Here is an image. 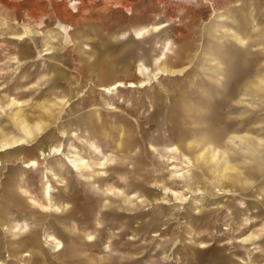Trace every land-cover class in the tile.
Segmentation results:
<instances>
[{"label": "rangeland", "instance_id": "rangeland-1", "mask_svg": "<svg viewBox=\"0 0 264 264\" xmlns=\"http://www.w3.org/2000/svg\"><path fill=\"white\" fill-rule=\"evenodd\" d=\"M77 1L71 13L70 0H0V147L26 140L0 151V264H264V219L232 218L252 213L239 202L253 193L213 196L211 185L208 193L187 185V173L194 182L200 171L192 141L221 137L205 125L228 95L216 63L236 48L244 75L253 69L244 51L264 55L253 43L230 46L225 27L264 36V0ZM105 49L115 57L105 59ZM125 62L144 71L140 81L133 67L121 70ZM116 80L147 85L98 91ZM247 108L253 114L235 121L263 115ZM54 148L63 155L44 156ZM31 160L41 166L27 167ZM198 192L223 209L199 203ZM199 209L213 219L206 233L185 217Z\"/></svg>", "mask_w": 264, "mask_h": 264}, {"label": "crops", "instance_id": "crops-1", "mask_svg": "<svg viewBox=\"0 0 264 264\" xmlns=\"http://www.w3.org/2000/svg\"><path fill=\"white\" fill-rule=\"evenodd\" d=\"M262 10L261 13L264 14V9ZM242 39L245 43L243 42L240 44L236 38V42L230 40V46L250 47V43H253L258 45L262 52H264V36L261 38L258 37L257 39ZM219 40L222 41V39ZM250 51L251 50L249 49V52ZM237 52L238 50L236 48L235 50L230 49L228 63L231 61L239 63L233 58L235 55L238 57ZM244 52L245 58H248L245 63L246 68L248 69L251 67L253 69L248 70L244 75H240V77L234 76L231 78V76L225 72L227 64L226 60L216 63L220 70L214 77L219 78L216 81L217 85H223V90L226 89L228 95H225L224 91L222 93L223 96H221L220 99L215 100L214 103L219 105V107L216 108L219 110L218 113H216V116L218 115V117H216L217 119L215 121L208 120L205 125L214 126V131L221 130V137L218 139V137L214 135L213 139V135L207 132L208 134L196 137L195 140L192 141L197 143V146L193 148H199L198 153L195 156V159L197 158L195 167L200 171L199 173H194L197 177V181L194 182L189 181V173H187V185L193 189H200L205 192H207L210 187L209 185H211L213 187V196L233 195V193H236L237 191H242L248 194L253 193L254 200L252 202L248 204L245 202H239L240 205L247 206L252 213L250 215H232L233 219H240V222H252L254 220L263 221L264 219V55H262V53L253 54L252 52L249 55L247 51ZM224 78L229 79L228 86L222 81ZM235 78H246L248 80L246 84L241 87L237 85L236 81H234ZM255 98H258L260 102L255 104L253 100ZM237 105H239V107ZM248 106H250L251 109H257L258 106L262 107L263 115L261 114L260 117L255 115L256 117L254 116L245 120L235 121L234 117L241 118L249 115V113L253 114V110H249L247 108ZM184 109L185 107H183V110ZM226 127H230V132L228 135L222 136V131L226 129ZM185 134V128L182 127L183 141H187L185 139ZM187 143L190 145V140H188ZM211 173L214 175V184L210 181L204 180L212 178ZM224 174H227V176ZM184 188L183 184V190ZM198 193L200 195L196 197H198L197 199H199V203L200 201L205 203L208 202L206 194ZM205 205H213V209H223L220 207L223 205V201L213 200V202L210 201ZM199 210L201 211L200 215H196L195 213H189L188 215L187 213L185 217L188 222L191 221L196 223L194 226L197 227L199 233H206V223L212 222L213 219L209 218L207 214H204V209ZM2 238L3 237L0 235L1 240ZM11 244L12 243L9 242V246ZM23 259L26 260L25 258Z\"/></svg>", "mask_w": 264, "mask_h": 264}, {"label": "bare ground", "instance_id": "bare-ground-1", "mask_svg": "<svg viewBox=\"0 0 264 264\" xmlns=\"http://www.w3.org/2000/svg\"><path fill=\"white\" fill-rule=\"evenodd\" d=\"M81 1V0H80ZM184 1H187V2H191V1H195V0H184ZM70 8L73 10V12L71 11V13H75V11H77V12H79L80 11V3H79V1H77V0H70ZM193 3H195V2H193ZM68 6V5H67ZM68 8V7H67ZM228 20V19H227ZM233 20V19H232ZM59 21H60V24L59 25H61L62 27H65V28H67V24L66 23H64L63 22V20H61V19H59ZM234 21V20H233ZM59 23V22H58ZM234 23V22H233ZM218 26H220V25H218ZM222 26V25H221ZM225 27V26H224ZM227 30H228V32H230V33H232L233 35H234V37L238 40V42L240 43V44H242L244 41H243V36H239L238 35V32H237V30H235L233 27H225ZM145 33H146V31H137L136 32V36L137 37H142V36H144L145 35ZM27 35H28V33H27ZM24 37H27L26 35H24ZM217 39H218V37H217ZM257 39V38H256ZM116 53H117V51L116 50H111V49H105V52L103 53L104 54V58L105 59H107V60H110V59H112V58H114L115 57V55H116ZM100 57H102V56H100ZM115 60V59H114ZM113 60V61H114ZM123 61V60H122ZM121 70L122 71H126V72H129L130 71V73H131V70H132V67H131V65H127L126 63H125V65H123L122 66V68H121ZM138 72L140 73V74H142V73H144V71L142 70V69H138ZM145 85H147L146 84V82H142V84H139V83H136V82H133V81H130V82H124V81H122V80H116V81H114L112 84H110L109 86H104V85H102L101 87H99L98 88V91H101L102 93H104V94H107V95H114L115 93H117L118 91H119V89H122V88H129V89H135V88H140V87H146ZM41 103V102H40ZM44 107V106H43ZM50 107V106H49ZM52 108V107H51ZM22 114V113H21ZM42 114L44 115V112H42ZM26 117H27V115H26ZM28 118V117H27ZM29 120V119H28ZM50 122V121H49ZM48 122V123H49ZM54 122V121H53ZM51 123V122H50ZM49 123V124H50ZM245 125V124H244ZM25 127V126H24ZM227 128V127H226ZM244 129V128H243ZM4 136V135H3ZM15 137V136H14ZM172 140H174V138H172ZM25 141L26 140H19V141H12V142H8V143H5V144H3L1 147H0V151H2V150H7V149H11V148H14V147H16V146H19V145H22L23 143H25ZM170 150V149H169ZM128 151V150H127ZM179 151V150H178ZM116 152V151H115ZM63 153H64V148H54V149H49V150H47V153H45V155L44 156H50V157H55V156H60V155H63ZM122 153V152H121ZM95 154V153H94ZM100 155V154H99ZM119 155V154H118ZM95 156V155H94ZM93 156V157H94ZM97 156V155H96ZM173 157V156H172ZM9 160V159H8ZM174 161V160H173ZM41 162V161H40ZM40 162H38V161H35V160H31V161H29V162H27V164H28V166L27 167H29V168H32V167H37V168H39V166H41L40 165ZM133 162V161H132ZM214 164V163H213ZM76 165V164H75ZM215 165V164H214ZM76 168L78 169V166H76ZM208 168V167H207ZM48 169V168H47ZM74 169H75V167H74ZM216 169V168H215ZM184 171V170H183ZM50 173V172H49ZM51 174V173H50ZM175 174H177L179 177H184V174H182V173H175ZM92 175V174H91ZM225 175V174H224ZM188 176V175H187ZM225 176H227V174L225 175ZM50 177V176H49ZM227 178V177H226ZM54 179H56V177H54ZM113 179V178H112ZM115 180V179H114ZM117 181V180H116ZM191 182V181H190ZM187 183V182H186ZM184 184V183H183ZM132 185V184H131ZM219 192V191H218ZM201 193V192H200ZM171 195H174V196H176L177 194L176 193H173L172 192V194ZM190 196H191V194H190ZM194 196V195H193ZM192 197V196H191ZM15 198V197H14ZM45 198H48L49 199V202H50V204H52V197H51V186L50 185H47V187H46V194H45ZM169 198V197H168ZM190 198V197H189ZM114 200H115V198H114ZM117 201V200H116ZM126 201H127V199H126ZM131 202V201H130ZM141 202V201H140ZM213 202V201H212ZM174 203V202H173ZM175 204H177V203H175ZM116 207V206H115ZM43 208L44 209H47L48 207H46V206H43ZM49 209V208H48ZM52 209V208H51ZM56 209V208H55ZM134 209V208H133ZM132 209V210H133ZM140 209V208H139ZM57 210H59V208H57ZM130 210V209H129ZM199 211V210H198ZM133 212H135V211H133ZM132 215V214H131ZM197 215V214H196ZM5 229V228H4ZM125 232H127V231H125ZM6 238V237H5ZM49 238V241H51V242H55L57 245H58V250H60V249H62L63 248V246H61V242H59V241H57V239L56 238H54L53 236H49L48 237ZM3 239H4V237L2 238V240L0 239V245H2V242H4L3 241ZM92 239V238H91ZM135 240V239H134ZM6 245L8 246L9 245V242L8 243H6ZM110 247V246H109ZM26 256H28V254L26 255ZM21 258V257H20ZM21 260V259H20Z\"/></svg>", "mask_w": 264, "mask_h": 264}, {"label": "water", "instance_id": "water-1", "mask_svg": "<svg viewBox=\"0 0 264 264\" xmlns=\"http://www.w3.org/2000/svg\"><path fill=\"white\" fill-rule=\"evenodd\" d=\"M135 38V37H134ZM135 40V39H134ZM137 40H139V39H137ZM135 54V53H134ZM134 54H129V55H127L126 57H125V60L127 61H134ZM146 54V58L147 57H149V53L148 52H146L145 53ZM203 62V61H202ZM126 63V62H125ZM226 66H227V69H225V72H227V74L229 75V76H231V78H233L234 76H236V77H240V75H241V71L238 69V63H235V64H233V63H231L230 64V66H228V63L226 64ZM132 67H133V70H132V79L134 80V81H136V82H138V81H140L141 79H142V76L141 75H139V72L135 69V67H136V64L134 63V65H132ZM229 67V68H228ZM136 73L138 74V75H136ZM227 75V76H228ZM126 80H129V78H127Z\"/></svg>", "mask_w": 264, "mask_h": 264}]
</instances>
